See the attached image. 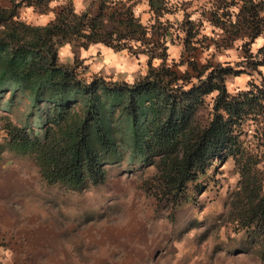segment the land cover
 <instances>
[{
    "label": "trees",
    "instance_id": "1",
    "mask_svg": "<svg viewBox=\"0 0 264 264\" xmlns=\"http://www.w3.org/2000/svg\"><path fill=\"white\" fill-rule=\"evenodd\" d=\"M50 1L0 0V95L26 97L35 122L0 115V153L27 155L46 183L72 190L104 182L110 164L136 160L153 166V194L171 203L185 199L188 183L206 168L231 157L238 173L231 220L264 260V81L252 77L231 90L227 76L238 74L229 63L167 59L178 40L181 51L194 48L186 46L192 19L210 21L216 11H186L191 0H144L143 22L139 0H87L78 8L68 0L55 1L45 22L21 17V7L44 13ZM220 2L216 8L234 26L229 33L259 36L264 0ZM94 43L144 56L145 71L132 80L86 74L76 49ZM62 46L73 51L71 61L59 59Z\"/></svg>",
    "mask_w": 264,
    "mask_h": 264
},
{
    "label": "rangeland",
    "instance_id": "2",
    "mask_svg": "<svg viewBox=\"0 0 264 264\" xmlns=\"http://www.w3.org/2000/svg\"><path fill=\"white\" fill-rule=\"evenodd\" d=\"M54 1L68 0L50 1L51 6H42L44 13L58 8ZM191 1L186 11L205 2L216 14L210 21L192 19L186 46L194 48L183 52L178 40L168 46L167 59L194 57L198 64L229 63L238 74L227 76L231 90L252 77L264 81V63L260 64L264 49L257 48L264 40V26L255 39L248 38L242 28L229 33L234 26L221 14L224 9L216 8L220 0ZM86 4L83 0L79 7ZM144 8L145 1L139 0L137 11L143 22L147 20ZM23 10L38 16L37 9L23 6L20 15ZM72 57L71 48H59L61 61ZM75 59L86 66V74L100 72L132 80L145 71L144 56L136 60L133 54L115 53L102 43L77 48ZM3 113L15 123L35 125L24 96L8 101V94H1L0 115ZM1 124L0 118V140ZM153 172L152 165L124 159L107 166L104 182L72 190L46 183L27 155L3 150L0 264H264L253 247L249 248L243 229L231 220L230 200L238 176L231 157L209 166L189 182L186 198L179 203L155 197Z\"/></svg>",
    "mask_w": 264,
    "mask_h": 264
},
{
    "label": "crops",
    "instance_id": "3",
    "mask_svg": "<svg viewBox=\"0 0 264 264\" xmlns=\"http://www.w3.org/2000/svg\"><path fill=\"white\" fill-rule=\"evenodd\" d=\"M72 1L74 3L75 7H77V8L83 2V0H81V2H78L76 0H72ZM53 4H55V3H53ZM49 6H51V5H49ZM203 6L205 7V2L203 3ZM27 7H30V6H27ZM30 8H32V7H30ZM32 10L35 11L33 8H32ZM37 14H38V16H31L27 12V10H23L21 15L23 16V18L25 20H27L29 22H41L42 23V22H45L47 19H49L53 15V12L50 9V10H48L47 13L37 12ZM171 47H172V45H171ZM262 70L264 71V67L262 68Z\"/></svg>",
    "mask_w": 264,
    "mask_h": 264
}]
</instances>
